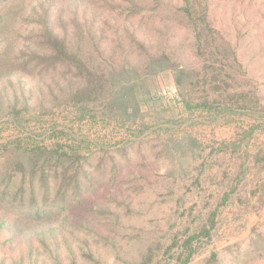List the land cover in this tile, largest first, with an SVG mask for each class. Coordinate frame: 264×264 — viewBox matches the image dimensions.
Here are the masks:
<instances>
[{
	"label": "rangeland",
	"instance_id": "obj_1",
	"mask_svg": "<svg viewBox=\"0 0 264 264\" xmlns=\"http://www.w3.org/2000/svg\"><path fill=\"white\" fill-rule=\"evenodd\" d=\"M19 3L12 45H0V264H181L193 234L187 264H264V0H195L190 23L180 0ZM47 19L77 56L68 66L51 68L38 45ZM162 52L186 69L180 92L172 72L151 75ZM133 75L139 111L126 119L109 102ZM80 88L85 118L67 104ZM56 141L82 151L51 211L39 191L36 209L28 192L13 200L21 170L38 186L53 166L30 164L33 149Z\"/></svg>",
	"mask_w": 264,
	"mask_h": 264
},
{
	"label": "trees",
	"instance_id": "obj_2",
	"mask_svg": "<svg viewBox=\"0 0 264 264\" xmlns=\"http://www.w3.org/2000/svg\"><path fill=\"white\" fill-rule=\"evenodd\" d=\"M194 2L195 0H180V4L181 6L179 7L178 13H179V17L184 20L187 23H190L193 20V16L191 13V9L194 6ZM20 6V3L17 4V0H0V14H5L6 16L4 18H1L0 15V34H2L1 32H8V35H4L2 36V43H0V45H12L11 42V38L13 35H15V33H17V24H18V19L20 17V14H18L15 9H18V6ZM6 10V11H4ZM203 13V12H202ZM43 18V17H42ZM5 19H8L5 21ZM202 23L204 24L205 27L208 28V25L206 23L205 20V13L202 14L201 17ZM44 23L42 24L41 27V31L42 34L39 36V39L37 40L39 43L38 45H44L43 48L48 49L49 51V59H53L51 61L50 64L53 63V65L51 66V68L55 69L57 68L58 64H64V65H69L71 60H74L77 58V56L71 51V49L69 48L71 45V43L69 42V40L66 37H63L57 33H55V29L53 27H51V24L49 23L48 19L47 22L44 20ZM201 23V24H202ZM197 27H193L196 31H197ZM13 30L15 33H13ZM203 30V27H202ZM33 32V29H32ZM197 35V39L198 42L200 40V34L196 33ZM6 42V43H3ZM201 48V45H197V49L199 50ZM45 60V59H44ZM149 68L151 70V75L156 76L159 74H163L167 71H170L174 74V81H175V85L176 87L179 89V92L181 91V86L183 85V81L185 80L187 73H186V69L183 68V66H177L176 64H174V62H171L169 57L164 53H160L159 55H153L152 57V62L149 64ZM48 70V69H46ZM134 75H136V72L133 73ZM133 75L132 79L135 78V76ZM134 80V79H133ZM138 81H132V80H123L120 82L119 87L114 88L113 93L111 94V100L109 102V112L111 113L112 111H117V112H123L124 116H127L126 119H129L131 116H135L138 111H139V107H138V103H136V99L132 100L131 98L134 97L135 93V83H137ZM94 83V82H93ZM78 95L76 97V95L74 94V97H71L69 99H67V104L70 105H75L77 106L78 110L80 111V118H85L88 115V110H86L88 107L85 104H80V99L79 97H81L85 92H86V88H80L78 89ZM133 91V93H131ZM70 100H72V103H70ZM78 103V104H76ZM184 105L186 107H189V102L188 101H183ZM206 104L203 103L202 107H204ZM254 110L253 115H255L256 113H258V110L256 107L252 108ZM226 109H222V111H225ZM131 114V115H130ZM123 115H121L123 117ZM264 118V115L261 116V118ZM255 124V123H254ZM250 127L248 129H244L242 131V137L238 138V143L235 146L233 144V151H239V147L242 148L243 144L244 146L248 145V141L246 143L245 139L247 131L249 130L250 132H252L255 129L254 125H249ZM53 145L49 146V147H40V146H36L35 149L36 151H33V156H31L30 159V164L35 165L36 161H41V165H45L47 162L52 163V165H47L46 168H44L41 173H40V178L37 179L38 182V186L35 184L34 182V178H30L29 180H27V182L29 183L27 186H24V178H25V173L21 170L19 172V177L21 179V185H17V182L19 180H15V184L14 185L17 188V192L16 194H13L12 199L16 200L17 197H19V201H23L24 196L26 195V193L28 192L30 194V200L32 202V205L29 206V208H33L36 209L35 206H37V199L34 198L33 196L36 195V192L39 191L42 194L43 200L45 201L44 203V208H48L47 212L49 213L51 211V206L50 204L54 199L51 197L52 192L54 191L53 188H56L55 192L58 193V186L61 185L60 182H62V179H59V177H62V175H65V173L71 168L74 167V163L77 162V164L79 163V159H78V152H81L82 150H73L72 146L74 145H64V144H60V142L57 141L55 143H52ZM21 147H19V149L23 152V153H27L28 151H30V147L27 145H20ZM86 150V149H85ZM84 150V151H85ZM248 149H245V151H247ZM32 151V150H31ZM73 156L77 157L74 158ZM255 163L257 165H261L262 164V159L264 160V157H262V155L260 153L255 154ZM259 157V159H258ZM78 160V161H77ZM254 163V164H255ZM262 166V165H261ZM262 170H264V166L261 167ZM49 172L51 171L52 174L50 175L49 173H45V172ZM58 171H60V174H58ZM8 172V171H6ZM8 173H6L5 175H7ZM32 175H35V172L32 171L31 172ZM4 175V176H5ZM85 171L83 170H78L76 172V175L74 177H72L73 179V184L72 186L75 188H78V182L80 183L81 179L85 177ZM1 177L0 176V184H2L1 181ZM11 180H9V178H7V182L4 183V185L9 184ZM53 181V182H52ZM60 181V182H58ZM63 184V183H62ZM15 188V189H16ZM6 193H3V197ZM10 196V195H9ZM229 196H225L224 200H228ZM46 202H49L46 205ZM37 210L32 211V213H36ZM213 215L211 216L210 220H212ZM200 233L205 234V236L209 237V230L204 228L200 231ZM198 236V234H193L192 236L188 237V239L186 241L183 242L182 245V255L185 254V260L181 263V264H187L191 258L194 256V250L192 249V240L195 239Z\"/></svg>",
	"mask_w": 264,
	"mask_h": 264
}]
</instances>
